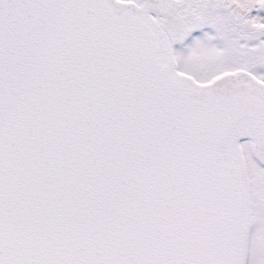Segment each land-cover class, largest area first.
I'll return each mask as SVG.
<instances>
[{
	"label": "snow or ice",
	"instance_id": "6c2138e0",
	"mask_svg": "<svg viewBox=\"0 0 264 264\" xmlns=\"http://www.w3.org/2000/svg\"><path fill=\"white\" fill-rule=\"evenodd\" d=\"M0 264H264V0H0Z\"/></svg>",
	"mask_w": 264,
	"mask_h": 264
}]
</instances>
